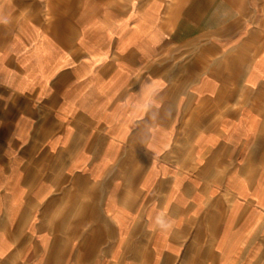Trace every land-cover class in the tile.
I'll list each match as a JSON object with an SVG mask.
<instances>
[{
  "label": "crops",
  "instance_id": "1",
  "mask_svg": "<svg viewBox=\"0 0 264 264\" xmlns=\"http://www.w3.org/2000/svg\"><path fill=\"white\" fill-rule=\"evenodd\" d=\"M0 264H264V0H0Z\"/></svg>",
  "mask_w": 264,
  "mask_h": 264
}]
</instances>
